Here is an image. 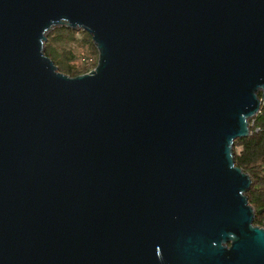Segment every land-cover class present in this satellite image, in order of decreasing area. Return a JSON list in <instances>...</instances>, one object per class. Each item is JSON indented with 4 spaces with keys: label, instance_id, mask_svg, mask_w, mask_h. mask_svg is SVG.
<instances>
[{
    "label": "water",
    "instance_id": "95a60500",
    "mask_svg": "<svg viewBox=\"0 0 264 264\" xmlns=\"http://www.w3.org/2000/svg\"><path fill=\"white\" fill-rule=\"evenodd\" d=\"M263 101L264 0H0V264H264L232 151Z\"/></svg>",
    "mask_w": 264,
    "mask_h": 264
},
{
    "label": "trees",
    "instance_id": "16d2710c",
    "mask_svg": "<svg viewBox=\"0 0 264 264\" xmlns=\"http://www.w3.org/2000/svg\"><path fill=\"white\" fill-rule=\"evenodd\" d=\"M44 46L58 69L70 75L87 71L96 62V48L84 29L55 26L48 31ZM248 120V135L233 140V158L251 178L247 200L255 212L253 222L264 228V101Z\"/></svg>",
    "mask_w": 264,
    "mask_h": 264
}]
</instances>
